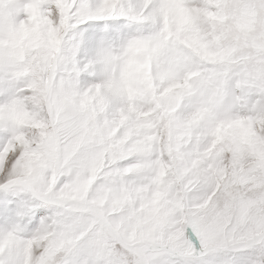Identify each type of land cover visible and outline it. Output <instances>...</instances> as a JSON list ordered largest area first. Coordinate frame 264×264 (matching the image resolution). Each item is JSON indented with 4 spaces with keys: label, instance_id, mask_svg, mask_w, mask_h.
I'll use <instances>...</instances> for the list:
<instances>
[{
    "label": "clouds",
    "instance_id": "1",
    "mask_svg": "<svg viewBox=\"0 0 264 264\" xmlns=\"http://www.w3.org/2000/svg\"><path fill=\"white\" fill-rule=\"evenodd\" d=\"M57 4L0 0V259L88 264L97 210L150 248L219 180L215 264H264V0Z\"/></svg>",
    "mask_w": 264,
    "mask_h": 264
},
{
    "label": "snow or ice",
    "instance_id": "2",
    "mask_svg": "<svg viewBox=\"0 0 264 264\" xmlns=\"http://www.w3.org/2000/svg\"><path fill=\"white\" fill-rule=\"evenodd\" d=\"M19 2L24 9L20 17L22 21L28 20V9L31 6H35L42 18L59 7L57 0ZM14 86L11 80H0V90L8 92ZM2 149L0 145V151ZM218 184L219 180L210 182L209 190L199 204L189 205L186 211L176 217L162 219L161 237L150 248H144L124 230L121 222L114 221L102 210L90 214L76 242L78 244L79 240H88V264H215L217 255L224 249L211 245L208 236L219 225L202 222L197 213L204 207L207 197L217 190ZM0 211L9 212L10 209ZM39 211L35 210L37 216ZM256 258V255L252 256V259ZM0 264H11V261L5 257L0 259Z\"/></svg>",
    "mask_w": 264,
    "mask_h": 264
}]
</instances>
